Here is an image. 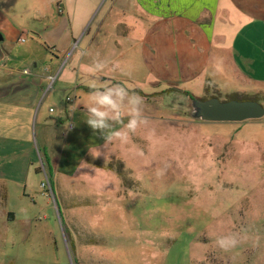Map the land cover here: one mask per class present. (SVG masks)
<instances>
[{
    "label": "rangeland",
    "instance_id": "374dc122",
    "mask_svg": "<svg viewBox=\"0 0 264 264\" xmlns=\"http://www.w3.org/2000/svg\"><path fill=\"white\" fill-rule=\"evenodd\" d=\"M123 5L124 0H99L94 17L103 15L110 27L107 12L114 7L131 12ZM96 22L89 34L93 49L71 65L83 45L77 38L59 76L64 62L43 52L47 58L38 69L46 74L51 69L52 84L45 88L40 115L48 105L62 112L72 101L69 105L86 112L89 90L82 68L99 53L100 59L120 65L101 77L126 82L142 96L149 122L127 144L111 145L105 159H93L89 149L95 151L103 140L87 124L75 127L76 119L66 120L49 140L53 169L40 153L28 196L11 184L8 199L0 195V264H264V117L193 118L191 99L183 91L149 79L140 45L120 35L118 46L113 27L97 35ZM36 50L43 54L39 46ZM23 67L35 72L31 61ZM174 85L185 88L182 82ZM187 89L195 97L229 99L206 83ZM79 117L86 119L84 113ZM38 145L43 148L41 141ZM81 161L94 168L78 172ZM45 177L50 185L42 189ZM228 233L238 234L240 243L226 251L216 239Z\"/></svg>",
    "mask_w": 264,
    "mask_h": 264
},
{
    "label": "crops",
    "instance_id": "0c3cea01",
    "mask_svg": "<svg viewBox=\"0 0 264 264\" xmlns=\"http://www.w3.org/2000/svg\"><path fill=\"white\" fill-rule=\"evenodd\" d=\"M98 1L0 0V195L6 199L10 184L28 196V179L32 172L39 174L35 162L40 153L53 169L49 140L66 120L76 119L75 127L86 124L79 121L86 112L73 108L74 101L65 102L62 112L48 105L43 109L47 113L40 115L52 74L50 68L46 74L38 67L47 58L43 52L61 65L77 38L83 42L80 50L91 51L93 21L97 35L113 27L112 39L118 46L124 39L120 35L140 45L150 80H163L166 87L179 91L206 83L221 96L249 97L264 105V0H124L131 12L124 14L115 7L107 12L113 20L110 27L103 15L94 17ZM85 57L76 54L71 65ZM27 61L34 67L32 74L23 67ZM65 62L58 76L67 67Z\"/></svg>",
    "mask_w": 264,
    "mask_h": 264
},
{
    "label": "clouds",
    "instance_id": "9594fccd",
    "mask_svg": "<svg viewBox=\"0 0 264 264\" xmlns=\"http://www.w3.org/2000/svg\"><path fill=\"white\" fill-rule=\"evenodd\" d=\"M80 56H87L86 50H80ZM97 53L90 63L83 66L85 73V87H87L88 98L84 105L87 116L86 124L94 134H98L103 140L95 151L89 149L93 159H104L109 155V148L115 143L127 144L131 135L148 124V118L143 112V97L137 94L126 82L111 83L108 79L101 77L111 66V70L120 68L119 63L111 62L108 59H100ZM122 75L129 73L121 70ZM126 120V123H125ZM94 165L87 161H81L77 171L81 169H93ZM240 243L236 233H228L219 236L216 244L223 250L235 248Z\"/></svg>",
    "mask_w": 264,
    "mask_h": 264
},
{
    "label": "water",
    "instance_id": "95a60500",
    "mask_svg": "<svg viewBox=\"0 0 264 264\" xmlns=\"http://www.w3.org/2000/svg\"><path fill=\"white\" fill-rule=\"evenodd\" d=\"M191 106V116L201 121L242 122L264 117V105L250 98L220 100L217 96L195 97L191 99Z\"/></svg>",
    "mask_w": 264,
    "mask_h": 264
},
{
    "label": "built area",
    "instance_id": "2783aa9c",
    "mask_svg": "<svg viewBox=\"0 0 264 264\" xmlns=\"http://www.w3.org/2000/svg\"><path fill=\"white\" fill-rule=\"evenodd\" d=\"M19 41L20 42H24L25 41V37H21V38H19ZM25 73H27V70H25L24 71ZM50 78H52V76L50 77ZM53 80V79H52ZM52 84V81H51V83H50V85ZM53 108H49V111L50 112H53ZM69 128H72V125H69ZM50 185V183H49V179L48 178H44L43 180H41V183H40V187L42 188V189H46V188H48V186Z\"/></svg>",
    "mask_w": 264,
    "mask_h": 264
},
{
    "label": "trees",
    "instance_id": "16d2710c",
    "mask_svg": "<svg viewBox=\"0 0 264 264\" xmlns=\"http://www.w3.org/2000/svg\"><path fill=\"white\" fill-rule=\"evenodd\" d=\"M167 88L169 89V88H171V86H168ZM183 92H184V94H186L190 99L195 98V96H193L189 91L184 90ZM232 98H237V99H248L247 97H243V98H241V97H237V96H230V97H229V99H232Z\"/></svg>",
    "mask_w": 264,
    "mask_h": 264
}]
</instances>
